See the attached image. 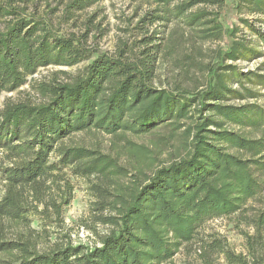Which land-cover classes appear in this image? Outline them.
I'll return each instance as SVG.
<instances>
[{
    "label": "trees",
    "instance_id": "obj_1",
    "mask_svg": "<svg viewBox=\"0 0 264 264\" xmlns=\"http://www.w3.org/2000/svg\"><path fill=\"white\" fill-rule=\"evenodd\" d=\"M96 1L72 0L66 9ZM142 1L153 8L141 23L177 21L193 43L233 33L220 18L224 0ZM239 2L264 16V0ZM88 31L58 35L48 19L36 15L34 0H0V95L30 89L25 99H6L0 106V264H172L189 245L196 264H219L220 258L226 264H264V210L244 215L264 189V180L253 173L264 169V109L222 102L227 95L245 97L219 74L231 70L226 60L243 58L248 50L229 42L211 58L194 45L186 59L204 73L206 84L192 92L157 86V37H144L137 51L123 44L92 58ZM173 34L166 36V52L174 48ZM259 39L264 47V35ZM89 60L76 73L34 78L41 68ZM255 78L264 90V75ZM92 131L111 136L108 152L64 142ZM142 136L150 137L146 144L133 140ZM65 168L74 177L95 179L88 188L89 227L94 233L95 225L107 229L97 235L99 245H73L63 231L74 189ZM234 214L252 229L241 233L244 255L199 230L210 219Z\"/></svg>",
    "mask_w": 264,
    "mask_h": 264
},
{
    "label": "rangeland",
    "instance_id": "obj_2",
    "mask_svg": "<svg viewBox=\"0 0 264 264\" xmlns=\"http://www.w3.org/2000/svg\"><path fill=\"white\" fill-rule=\"evenodd\" d=\"M36 4V15L43 16L50 21L52 30L58 35H65L74 32L78 35L84 34L88 26V44L93 51L92 58L102 53L112 54L119 47L126 44V48H139V41L144 37H154L153 45L160 46V58L156 68L157 86L173 88L177 85L180 88L192 92L200 91L205 87L206 79L204 73H200L194 67H190L191 49L194 45L206 52L211 58L214 52L220 48L225 49L229 42L242 44L247 52H243V58L237 60H226L225 65L232 68L228 71H220L223 84L228 86L237 94L244 96V100L232 99L227 95V100L222 102L230 105L245 103H255L264 109V90L257 86L255 75H264V47L259 39V34L264 35V16L251 13L248 8L240 4L239 0H224L220 9V18L224 29H233V33L217 41L205 43H193L189 36V31L177 21L164 23L155 21L141 23L140 19L152 10L153 6L142 0H98L87 4L81 10L66 9L68 2L72 0H34ZM33 8H31L32 10ZM68 11V12H67ZM252 24V29L248 28L244 22ZM173 31V45L167 52L165 51V41L168 32ZM174 50V51H171ZM258 55L254 56V53ZM209 59H205L207 62ZM91 60L80 63L71 68L47 67L38 70L35 79L47 77L50 73L64 71L66 73H76L84 69ZM204 61V62H205ZM58 78L65 76L58 74ZM26 85L13 93H2L0 95V106L6 99L11 101L23 100L26 98L25 92H29ZM246 91L256 95L255 98H247ZM36 96V95H35ZM238 130L236 127H229ZM258 136L259 133H256ZM149 136L133 138L137 143L146 144ZM65 144L80 145L87 148L99 149L101 152H108L111 136L102 132L77 133L66 139ZM64 172L73 184V198L69 206L64 210L63 221L65 233L69 234L73 245H84L93 247L99 245L97 235L104 234L107 230L102 225H95V233L89 225V205L93 198L89 192V184L94 181V177L88 178L74 177L69 168ZM253 173L264 180V169L258 171L253 169ZM2 181L0 180V198L3 195ZM264 210V189L247 205L246 217L253 216L256 212ZM32 227L38 229L37 222L34 221ZM201 234H215L226 240L228 246L236 253L246 254L247 248L242 232L252 233L251 227L244 223H238L237 215L213 218L206 221L199 229ZM53 231V230H51ZM64 233V232H62ZM55 235H52L54 238ZM194 246L182 247L173 257L172 264H196ZM219 264H226L223 258L219 259Z\"/></svg>",
    "mask_w": 264,
    "mask_h": 264
}]
</instances>
